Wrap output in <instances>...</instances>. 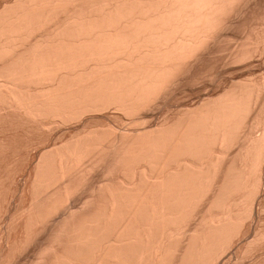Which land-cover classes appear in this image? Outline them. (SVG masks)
<instances>
[{
    "label": "bare ground",
    "instance_id": "1",
    "mask_svg": "<svg viewBox=\"0 0 264 264\" xmlns=\"http://www.w3.org/2000/svg\"><path fill=\"white\" fill-rule=\"evenodd\" d=\"M1 207L0 264H264V0H0Z\"/></svg>",
    "mask_w": 264,
    "mask_h": 264
},
{
    "label": "rangeland",
    "instance_id": "2",
    "mask_svg": "<svg viewBox=\"0 0 264 264\" xmlns=\"http://www.w3.org/2000/svg\"><path fill=\"white\" fill-rule=\"evenodd\" d=\"M218 74H219V75H217V79H218V80L220 79V82H221V81H224V80H226V79L228 78V74H227L226 72H221V73H218ZM221 78H222V80H221ZM212 88L216 89L217 91H220L221 88H222V86H221V85H220V86L217 85V86H214V87H212ZM219 89H220V90H219ZM156 118L161 119V118H162V114H161V113L158 114ZM125 126L128 127V128L131 127V126H127V125H125ZM125 126L122 125V126H121L122 129H125V128H123V127H125ZM119 128H120V126H119ZM132 128H133V127H132ZM126 129H127V128H126ZM55 134H56V133H55ZM55 134H53L51 137L55 138ZM59 136H60V137L63 136V133L59 134L58 137H59ZM64 136H65V135H64ZM64 136H63V137H64ZM66 136H67V135H66ZM56 137H57V136H56ZM63 137H62V138H63ZM95 180H98V178H96ZM11 194H12V193H11ZM6 195L8 196V194H6ZM2 196L5 197V198L7 197V196H4V194H2ZM10 196H11V195L9 194L8 197H10ZM12 196H13V194H12ZM2 208H3V207H1L0 211L2 210ZM249 257H250V256H249ZM249 257H248L247 259L241 261V264H250L249 261H250V260L252 261L253 259H251L252 257H251V258H249ZM242 262H243V263H242Z\"/></svg>",
    "mask_w": 264,
    "mask_h": 264
}]
</instances>
